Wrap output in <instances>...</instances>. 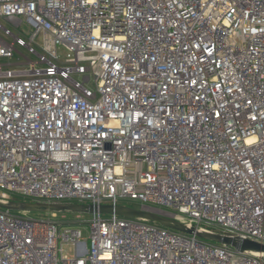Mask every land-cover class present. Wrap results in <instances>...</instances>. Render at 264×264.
<instances>
[{
	"label": "built area",
	"instance_id": "obj_1",
	"mask_svg": "<svg viewBox=\"0 0 264 264\" xmlns=\"http://www.w3.org/2000/svg\"><path fill=\"white\" fill-rule=\"evenodd\" d=\"M17 55L0 64L1 201H132L264 244V0H0V59ZM77 220L0 209V264H264L116 214Z\"/></svg>",
	"mask_w": 264,
	"mask_h": 264
},
{
	"label": "water",
	"instance_id": "obj_2",
	"mask_svg": "<svg viewBox=\"0 0 264 264\" xmlns=\"http://www.w3.org/2000/svg\"><path fill=\"white\" fill-rule=\"evenodd\" d=\"M0 209L21 213H75V214H116L128 219L153 223L178 233L195 236L203 241L217 243L234 249L238 253L259 252L264 254V244L244 238L225 236L210 230H197L176 220L173 214L164 210L143 206L140 209L127 205H93L81 203H47L41 201H1ZM264 257V256H263Z\"/></svg>",
	"mask_w": 264,
	"mask_h": 264
},
{
	"label": "rangeland",
	"instance_id": "obj_3",
	"mask_svg": "<svg viewBox=\"0 0 264 264\" xmlns=\"http://www.w3.org/2000/svg\"><path fill=\"white\" fill-rule=\"evenodd\" d=\"M4 25L8 28H10L12 30V32L16 35L18 34H21L22 36H24L25 34H27L29 32V28L26 24V22H23L21 24L20 27L16 28L15 26H13L11 23L9 22H5ZM38 44H42L43 42V37L42 35H39L38 38H37V41H36ZM18 50L20 52H24V49L23 48H18ZM60 55L62 58L65 57V52L63 50H60ZM29 59L31 60H36V57L35 56H29ZM18 59H19V56L17 55L14 59H11V60H7V59H0V64H14L16 62H18ZM91 87H93L94 85L93 84H90ZM2 192H0L1 194ZM13 198L16 199V200H19V201H34V200H38V199H35V198H29V197H23L17 193H14L13 195ZM123 205H127V206H130V207H134V208H137V209H140L142 208L141 205L137 202H132V201H123L122 202ZM21 217H27V218H33V219H39V218H44V217H50V214H43V213H17V212H13ZM57 214V217L60 219V218H67L68 221H72V222H78L77 220V216L80 215L82 219H88L91 217L90 214H75V213H56ZM105 216H108V215H105ZM74 222V223H75ZM83 229V235L85 238H87L89 236V229L87 227L85 228H82ZM216 231H221L220 228H214ZM65 251L68 253V254H73V251H72V248L70 247H65Z\"/></svg>",
	"mask_w": 264,
	"mask_h": 264
},
{
	"label": "bare ground",
	"instance_id": "obj_4",
	"mask_svg": "<svg viewBox=\"0 0 264 264\" xmlns=\"http://www.w3.org/2000/svg\"><path fill=\"white\" fill-rule=\"evenodd\" d=\"M251 254H253V255H256V256H264V254H262V253H259V252H252Z\"/></svg>",
	"mask_w": 264,
	"mask_h": 264
},
{
	"label": "trees",
	"instance_id": "obj_5",
	"mask_svg": "<svg viewBox=\"0 0 264 264\" xmlns=\"http://www.w3.org/2000/svg\"><path fill=\"white\" fill-rule=\"evenodd\" d=\"M17 213H19V212H17ZM214 244H217V243H214Z\"/></svg>",
	"mask_w": 264,
	"mask_h": 264
}]
</instances>
